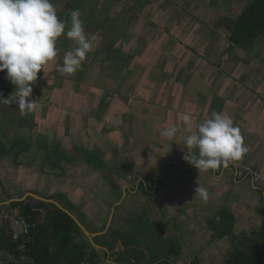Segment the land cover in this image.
I'll return each mask as SVG.
<instances>
[{
	"label": "crops",
	"instance_id": "1",
	"mask_svg": "<svg viewBox=\"0 0 264 264\" xmlns=\"http://www.w3.org/2000/svg\"><path fill=\"white\" fill-rule=\"evenodd\" d=\"M212 1L214 4L212 6L208 4L207 7L217 9L218 5L216 4L218 0ZM226 3H230V6L236 5L235 0H227ZM207 7L205 4H200V12L204 13ZM226 18L228 17H220L216 24L221 25L223 23L225 25L224 20ZM173 23L175 22L168 24V27H170V35L168 34L167 27L163 25L165 28V32H163L165 33L164 39H169L166 38L169 36L171 37L170 39L173 38L174 44L184 43L185 39L183 37H187V35L186 32L185 34L183 32L187 28L183 30L181 27L182 23ZM218 25L217 27L214 25H209L208 27L217 29ZM225 28L227 29V26ZM199 31H201L200 27L194 25L193 32ZM94 34L96 33L94 32ZM263 36L264 33L259 35L257 39L264 38ZM95 37L97 39L100 38L98 35ZM134 39V37L127 38L123 44L132 46L135 44ZM194 40L199 43V38ZM96 41L98 42L99 40ZM59 42L65 48H70L73 45L69 38H65L64 40L58 38L56 43ZM117 45L118 49L119 44ZM242 49L246 50L247 47H242ZM165 56L166 62H169L172 60L171 57H174L173 54L169 53H166ZM103 57L104 62L102 64L105 66L109 64L111 69L107 72L100 71V68L93 69L92 73L87 75V80H84L78 87L84 90V93L96 91L97 95L109 89L108 97L112 99L114 94L116 95V88L129 86V95L119 91L117 92V96L120 94L130 97L132 93L130 97L131 103L135 102L134 99H144L143 107L139 110L130 104L131 107L129 108L139 111L138 113H132L133 119L137 121L143 119V123L161 127L159 132L166 126H175L178 129L175 140L166 139L158 134L162 142L161 147L156 146L157 148L152 151L151 146L150 153L142 161L139 160L137 164L139 171L137 173L140 176L135 179L136 181L130 182L129 179H125L112 183V188L117 185L119 199L113 203L112 212L106 225L95 227L90 224L88 215L84 213V199L81 200V198H84V182L80 179L73 182L71 178L65 183L63 181L56 182L51 178L53 171L49 167H45L46 165H53L63 169L65 165L62 163V160L66 161L67 159V161L72 162L74 159V154L67 152L65 150L66 146L63 148V145H65L63 142H72V138L68 135L71 133L68 132L67 134L65 132L64 134H59L55 133V131L56 129L65 130V126L60 122L64 118L65 124L67 113H72L68 108L73 107L71 106L73 103L72 92H75V88L73 87L71 89L72 91L70 90L71 92H67V90H63L66 84L57 86L52 83L53 88L51 90L49 88L50 96L54 97L60 91L62 92L60 95L64 97V100L54 101V104L48 105V111L45 115H43L45 113L44 103L38 102L36 104L37 110L34 109V126L32 132L25 131L23 127L13 128L8 125L13 118H8L6 115H11L12 117L16 110H8L3 114L5 118L0 119V151L3 150L4 152L2 156L0 155V229L3 225L8 226L6 220L8 214L11 212L21 213L19 207L12 208L10 206L12 201L43 200L37 197L40 196L46 199H52V201L44 200L46 202L54 203L58 207L61 205L69 210L86 227L89 226L90 231L101 232L98 235L108 236V228L111 221H130V212L122 211L125 208L122 205H124L127 196H130V204L137 203L140 208L139 211L137 210L138 213L142 215V213L145 214L146 211H149V214H146V218L150 222V229L138 231L133 225L134 230L132 232L126 231L124 234L120 229L115 228L110 231L112 235L110 238L102 239L101 237L100 241H110V244L106 246L108 249L104 251L107 259H109L108 261L116 264H129L119 260L120 253L128 248H136L139 250V253H136L137 260H145L146 264H149L155 248L159 247L160 253H168L167 249H161V247H166L169 242H172L180 245V253L176 255L175 261L176 264H180L178 257L182 254L185 243L180 237H176L174 240H164V236H167L168 232L172 229L168 222L174 221V219H170L173 213H175L174 208L172 210L170 209L172 206H176L178 210V218L176 220L178 224L177 228L183 229V239L185 240V237L188 239L186 248L193 253L189 264H228L229 258H231L236 250H243L253 254L258 253L260 244L264 242V182H254L250 177L238 172L237 168L231 165L230 162L226 167L221 166L215 170L210 169L199 173L197 168L183 159L187 151L183 147V116L185 114L190 115L193 126H195L196 123L202 122L204 118L210 116L212 112H223L229 115L234 125L239 128L244 146L248 149L239 161L253 164L264 174V85L254 83L249 86L247 84L231 86L227 77L226 79L224 78V84H216V79L223 80L222 73L217 72L218 74H215V71H212L209 67L205 70L200 67H191L190 70L184 67L186 71H182L181 66H185V64L180 59L177 60V63H172L170 65L172 67L168 70H163V68L157 66L155 70H152L150 73L151 77H149V73L142 71V69L141 72L144 73L142 75L138 73V69L140 68L139 64H142V61L146 59L144 58L143 52L142 54L135 52L133 56L123 58L119 55L107 57L105 54ZM148 57L150 58L151 55ZM161 60H164V57ZM127 63L128 67H126ZM84 65L78 69L80 74L83 71ZM46 68L48 69V64L45 65V71ZM41 72L43 73V70ZM93 73H95L94 76ZM0 76L2 79L6 78L5 72H0ZM247 76L253 79V77L257 76V73L249 70ZM65 77L64 79H67ZM128 77L130 81L127 80ZM184 77H186V82L191 80L192 85L188 83L184 84ZM92 78L93 81H96V87L93 85ZM72 80L67 79V81L75 82ZM154 85L162 86V91L160 92L159 89L158 92ZM71 86L68 85L67 89L69 90ZM159 93L160 96L158 95ZM74 95L73 100L78 96V93L75 92ZM155 96L161 98V103L164 101L165 104H154L153 98ZM121 99L123 98L113 97V102L111 100L109 102L111 103L110 108H123L124 106L120 103ZM126 100L124 99L123 101ZM74 106L79 107L81 105L76 104ZM5 107L7 105L4 106V111ZM81 108L79 107L77 109ZM17 110L21 116H24V111L21 112L18 107ZM158 110L163 111L162 116L156 114ZM1 111L0 115L3 113V110ZM113 113L109 112L106 116L99 114L97 117H91L97 123L101 122V125L112 129V125L114 124L110 122V114ZM19 114L15 115H18V119L22 120L23 118ZM73 123L71 119L70 127H73ZM12 132L14 134H17L16 132H26L28 135L25 137L30 141L26 140L24 142L19 136H5L2 138V134L7 135L9 133L11 135ZM81 136L84 137V134L82 133ZM150 139L153 138L150 137ZM15 140L20 141V144L14 145ZM32 146L33 148L31 149ZM53 152L59 157L56 162H53L51 159ZM100 154L102 155L101 152ZM81 158L82 161H86L84 159L83 148L81 149ZM131 159L129 158V161L128 159L127 161L131 163ZM86 164L97 170L101 169L87 162ZM134 164H136V160ZM74 169L82 173L84 172V164L83 166H77L75 168L70 167L69 171L72 172ZM125 171L127 172L121 166L120 172L124 173ZM199 185L205 189L203 196L200 194L195 195V190ZM128 188H130V192H128ZM173 189L175 190L174 192ZM142 192L143 195L138 197ZM169 198H171L170 201ZM158 205H160L159 208H157ZM142 206L145 208L143 209ZM40 210L42 211L40 221L47 222L51 207H42ZM117 213L118 216L115 219ZM158 218H161V220H158ZM154 220H156L155 224L158 228L155 227ZM224 231L226 233L222 236L221 234ZM146 232L148 235L150 232V239L144 245L141 237H144ZM120 234H129L132 237H136L140 243H133L129 247H126L124 238ZM112 237L115 239L114 243H112ZM77 239L79 240V238ZM176 239H180V241L177 242ZM147 243H152L151 245L154 249L150 254H147V250L149 249L147 247L148 245L146 246ZM112 244L116 246L112 247ZM235 248L236 250L233 251ZM10 257V252L0 248V264H6ZM101 262L104 264L102 259Z\"/></svg>",
	"mask_w": 264,
	"mask_h": 264
},
{
	"label": "rangeland",
	"instance_id": "2",
	"mask_svg": "<svg viewBox=\"0 0 264 264\" xmlns=\"http://www.w3.org/2000/svg\"><path fill=\"white\" fill-rule=\"evenodd\" d=\"M139 1L140 0H53L52 3L55 6L58 18L61 16L60 14L68 8L79 9L81 11V17H83L84 20L85 31L89 34V36L101 35L102 37H100V39L96 38L93 41L92 50L88 52L85 60L81 63V66L85 63L82 73L80 74L77 70L73 74L67 75V77H65L66 75L62 76V74L57 71V66L62 64L64 53L75 47V44H73V47L65 48L60 42L56 43L58 54L53 61L48 63V69L46 68L45 71L47 77H45L42 72L38 74V79L33 84V93L30 97L31 99L36 100L37 103H44L43 107L45 108V113L43 115H45L48 111V105H52L59 100H64V97L60 95L62 93L60 91H58L54 97L50 96L49 88L50 90L53 88L52 83L57 86H63V84H66V87H64L63 90H67V92H71V89L74 87L75 92L78 93V96L75 100H73L75 92H72L73 103L71 106L73 107L68 108L69 111H72V113H67L68 115L65 118L66 123L64 124V118L61 119L60 123H63L65 130L56 129L55 131V133L59 134H64L65 132H67V134L68 132L71 133L68 135L72 138V142H63L65 144L63 145V148L66 146L65 150L74 154V159L72 158V162L67 161V159L66 161L62 160V163L65 165L63 169L53 165H46L45 167H49L51 171H53L51 178H53L56 182L63 181L65 183L70 178L73 182L78 179L84 182V198H81V200L84 199V213L88 215L90 224L95 227L106 225L112 212L113 203L119 199V190L117 189V185L112 188V183L125 179H129L130 182L136 181L135 179L140 176L137 173V171H139V167H137L139 160L142 161L143 158L150 153L151 146L152 151H154L157 147H161L162 143L159 139V129L161 127H156L154 124L149 125L143 123V119L138 121L133 119L132 113L139 112L137 110L143 107L144 99H134L135 102L131 103L130 97L132 96V93L130 97H126L125 95L122 96L120 94L117 96V92L119 91L121 93L125 92L129 95V86L116 88V95L113 92L114 98H123L121 99L122 101L120 100V103L124 107L119 109H114V107L113 109L110 108L111 103L109 102L110 100L113 102V97L112 99L108 97L109 89L103 93H98L100 95H97L96 91L84 93V90L78 87L84 82V80H87V75L91 74L93 69L100 68V71L105 72L111 69L109 64L108 66L102 64L104 62L103 55L106 53L107 57H113L117 54L118 45L115 43L121 42V36L125 38L134 37L135 44L132 45L133 47L131 52H140V54L143 52L144 58H146L142 61V64H139L140 68L138 69V73L140 75L144 72H147L150 75L152 70H155L157 66L159 68H163V70H168L172 67L170 66L172 63H177V60L180 59L182 60V63L185 64V66H181L182 71H186L185 68L190 70L191 67H200L203 68V70L209 67L212 71H215V74H218L219 72L222 73L223 80L216 79V84H224V78L226 79L227 77L231 86L243 84H247L249 86L254 83L264 85V38H255L254 43L252 45L249 44L247 49L244 50L242 49V46H232L230 44L228 41L230 36L229 31L225 28L226 26L223 23L221 25L216 24L218 19L222 16L228 17V19H236L243 8L248 6L252 0H235V6H230V3H226L227 0H218V3L216 4L218 5L217 9L207 7L208 4L209 6L214 4L212 0H151L152 4L147 6L146 0L141 3H139ZM70 3L73 4L70 5ZM200 4H205L207 7L204 13L200 12ZM92 20H95V24ZM172 22H175L173 24L182 23L181 27L183 30L187 28L186 31L183 32L184 34L186 32L187 35V37H183L185 39L184 43L181 42L174 44L173 38L170 39L171 37L169 36L166 37L169 39H163V35L165 33L162 32H165V28L162 24L167 27L168 34L170 35V27H168V24ZM194 25L200 27L201 31L193 32ZM209 25H214L216 27L218 25V28L212 29L208 27ZM156 26L158 28H155ZM159 26H162V29H159ZM99 27H101L103 31L102 29L98 30ZM93 31L96 34H94ZM147 32H149L150 37L146 36L145 33ZM196 38H199V43L194 40ZM149 39L150 41H148ZM96 40L99 41L97 42ZM166 43L168 44L166 45ZM166 53L174 55V57H171L173 61L170 60L169 62H166ZM149 55H151L150 58L148 57ZM162 57H164V60H161ZM126 67H128V63L126 64ZM141 69L144 72H141ZM249 70L257 73V76L251 79L247 76ZM94 74L95 73H93V76ZM64 77L67 79H73L72 81L75 82L67 81ZM149 77H151V75ZM93 78L95 79V77ZM184 79V84L188 83L192 85L191 80L186 82V77H184ZM127 80L130 81L129 77ZM105 82L107 83L106 80ZM67 84L72 85L70 88L68 87L69 90L67 89ZM93 85L95 87L97 86L95 80L93 81ZM158 85L154 86H156V90H158V92L159 89L161 92L163 88ZM158 95L160 96V93ZM124 99L127 100L123 101ZM153 100L156 105L158 103L159 105H162V103L165 104L164 101L161 103V98L158 96H155ZM96 102L98 104L97 106ZM73 104H79L81 105L79 107L82 108L77 109L79 107H76ZM130 104L137 110L129 108L131 107ZM6 105L7 107H5L4 111V106ZM10 107L11 105L8 103H3V105L0 106V113L2 112L1 110H3L2 115H0V119L5 118L3 114L10 110ZM34 109L37 110L36 105L30 111L25 110L24 116H21L17 109L15 111L16 113L14 112L12 117L11 115H6L8 118H13L8 125L13 128L23 127L25 128V131L32 132V128L34 126ZM109 112L113 113L110 114V122L111 124H114L112 125V129H108L106 126L101 125V122L97 123V121L93 119V117H97L99 114L106 116ZM15 114H19V116L23 119H18V115ZM156 114H158V116H162L163 111L158 110ZM71 119L74 122L73 127H70ZM16 133L17 134H14V132H12L11 135H9V133L7 135L2 134V138L5 136H19V138L24 142L26 140L30 141L25 137L28 135L26 132ZM82 133L84 134V137L81 136ZM150 137L153 139H150ZM32 148L33 146L31 149ZM82 148L84 149V156L86 151H91L93 149L99 150L102 153L104 161L103 166L105 167L97 170L92 166L87 165V160L82 161ZM52 156L53 157L51 159L53 162H56L59 158L54 152L52 153ZM129 158H132L131 163L128 162ZM135 160L136 164H134ZM83 164L84 172H78L76 169L72 172L69 171L70 167L75 168L77 166H83ZM121 166H123L127 172L125 171L124 173H121ZM62 170H64V172H62ZM174 191L175 190L173 189V192ZM128 192H130V188H128ZM141 195H143V192L140 193L138 197ZM170 199L171 198H169V201ZM130 202V196H127L124 205H122L125 206L122 211L130 212L129 218L131 222L126 220L125 222H121L119 220L114 222L111 221L108 228V236H102V239L110 238L112 236L110 231L115 228L120 229L124 234L126 231L132 232V230H134L133 225L138 231H146L150 229V222L146 218V214H149V211H146L145 214L142 213L141 215L138 213L140 208L137 203L130 204ZM159 206L160 205H158L157 208H159ZM142 208L144 209L145 207L142 206ZM173 208L175 213H173L170 219H174V221L168 222L172 229L168 232L167 236H164V240H174L176 237H180L185 243V247L182 254L178 257V260L180 264H189V261L193 257V253L186 248L188 239L186 237L185 240L183 239V229L177 228L178 224L176 223V220L178 218V210L176 206H172L170 209L172 210ZM117 216L118 213L115 215V219ZM158 220H161V218H158ZM155 223L156 220H154V224ZM155 227H157L156 224ZM149 236L150 232L149 235L146 232L144 237H141L144 245L150 239ZM153 237L155 238V236ZM111 239L112 243H114L115 239L113 237ZM176 241L179 242L180 239H176ZM152 243L146 244V246L148 245L147 247H149L147 254H150L154 250L151 245ZM115 246L116 245L112 244V247ZM162 248L164 249L165 247L162 246L161 249ZM235 250L236 248L233 251ZM162 253L169 255L168 253ZM168 257L176 261V255L173 253H171ZM132 260L133 262L139 261L137 260V255L132 256ZM142 264L146 263L144 262Z\"/></svg>",
	"mask_w": 264,
	"mask_h": 264
},
{
	"label": "clouds",
	"instance_id": "3",
	"mask_svg": "<svg viewBox=\"0 0 264 264\" xmlns=\"http://www.w3.org/2000/svg\"><path fill=\"white\" fill-rule=\"evenodd\" d=\"M70 24V26H69ZM65 34L75 47L66 51L57 66L62 75L76 72L93 48L96 37L89 36L81 20V11L73 9L69 20L58 18L52 0H0V72L15 86V104L23 112L32 110L37 101L30 99L33 84L45 65L57 54V39ZM6 70V71H5ZM0 99L7 100V98ZM183 159L199 170H215L229 162L239 161L248 151L240 130L223 112H212L193 126L190 115L183 116ZM178 129L166 126L160 135L175 140ZM205 194L200 185L195 195Z\"/></svg>",
	"mask_w": 264,
	"mask_h": 264
},
{
	"label": "trees",
	"instance_id": "4",
	"mask_svg": "<svg viewBox=\"0 0 264 264\" xmlns=\"http://www.w3.org/2000/svg\"><path fill=\"white\" fill-rule=\"evenodd\" d=\"M146 3L149 4V0H146ZM72 4L70 3V5ZM70 13V10L69 12L66 11L59 18L64 17L63 20H69ZM224 21L229 31L231 45L247 47L254 42L255 38L264 33V0H252L248 6L243 8L236 19L226 18ZM17 141H14V145L20 142ZM3 153L1 150L0 155L2 156ZM84 159L96 168L105 167L103 166L102 155L98 150L86 151ZM10 206L12 208L19 207L21 214L32 224L28 244L33 264H102L98 251L93 247L74 218L56 204L44 200H22L12 201ZM42 207H51L47 222L40 221L42 217L40 209ZM87 228L90 230L89 226ZM225 233L226 231L221 235L223 236ZM120 235L124 238L126 247L133 243H140L136 237L129 234ZM101 237L102 235H98L95 240L104 246L110 244L109 240L100 241ZM0 248L11 254L6 264H19L17 243L11 238L6 225L0 229ZM165 249L168 250L169 255L171 253L179 255L180 253L178 243L169 242ZM136 253H139L138 249L128 248L120 253L119 260L130 263V256L136 255ZM169 255L160 253V248L157 247L149 264H176L174 260L168 257ZM228 264H264V242L260 244L259 252L256 254L236 250L229 258Z\"/></svg>",
	"mask_w": 264,
	"mask_h": 264
},
{
	"label": "built area",
	"instance_id": "5",
	"mask_svg": "<svg viewBox=\"0 0 264 264\" xmlns=\"http://www.w3.org/2000/svg\"><path fill=\"white\" fill-rule=\"evenodd\" d=\"M230 164L235 166L238 172L250 177L254 182H264L263 172L253 164L241 161L230 162ZM6 220L8 223V232L11 238L17 243L19 264H33L30 255L31 250L28 244V236L32 228L31 222L18 212H11L6 216Z\"/></svg>",
	"mask_w": 264,
	"mask_h": 264
},
{
	"label": "flooded vegetation",
	"instance_id": "6",
	"mask_svg": "<svg viewBox=\"0 0 264 264\" xmlns=\"http://www.w3.org/2000/svg\"><path fill=\"white\" fill-rule=\"evenodd\" d=\"M52 2H53V0H52ZM141 2H143V0H140L139 1V3H141ZM157 2V1H156ZM150 4H152V2H151V0L149 1V4L147 3V5H150ZM139 5H141V4H139ZM69 10L70 11H72L73 10V8H71V9H67V10H64V12H69ZM64 12H62L60 15H62L63 16V14H64ZM84 12V11H83ZM62 18V17H61ZM64 18V17H63ZM62 18V19H63ZM81 20L83 21V23H84V20H83V17H81ZM92 22L95 24V20H92ZM103 24V23H102ZM70 25V24H69ZM162 26H163V24H162ZM162 26H159V29H162ZM157 27V26H156ZM100 28V29H99ZM98 28V30H101L102 28L101 27H99ZM158 28V27H157ZM102 31H103V29H102ZM163 33V32H162ZM99 37H102L101 35H98ZM146 36L147 37H150V35H149V32H147L146 33ZM165 36V34L163 35V37ZM60 40H64L65 38H67L66 37V35L65 34H62L60 37ZM98 39H100V38H98ZM164 39V38H163ZM58 40V39H57ZM70 40V39H69ZM127 40V38H125V37H122L121 36V42H117V43H115V44H119V47H118V50H117V54L116 55H119V56H121L122 58L123 57H126V56H133V54H135V52H131V50H132V47L133 46H127V44H123V42H125ZM72 40H70V42H71ZM72 44H74V42L72 41ZM72 47H73V45H72ZM122 49V50H121ZM119 50H120V52H119ZM119 53H121V54H119ZM123 53V54H122ZM105 55H106V53H105ZM115 55V56H116ZM107 58V57H106ZM14 90H15V86L14 85H12L9 81H8V79H6V78H1V76H0V97H2V98H7V100H4V99H0V106L1 105H3V103H8V104H10L11 105V107H10V110H16L17 109V105L15 104V101H14V95L12 94L13 92H14ZM131 260H132V257H131ZM133 261V260H132ZM130 262L129 264H142V263H146V261L145 260H141V261H135V262Z\"/></svg>",
	"mask_w": 264,
	"mask_h": 264
},
{
	"label": "water",
	"instance_id": "7",
	"mask_svg": "<svg viewBox=\"0 0 264 264\" xmlns=\"http://www.w3.org/2000/svg\"><path fill=\"white\" fill-rule=\"evenodd\" d=\"M34 195V194H33ZM36 196V195H35ZM40 199L43 200H51L52 199H46L44 197H40L37 196ZM60 207L62 209H64L66 212H68L73 218L74 220L77 222V224L80 226V228L83 230L84 234L88 237V239L90 240V242L92 243L93 247L98 251L100 258L102 259V261L104 262V264H116L114 262L108 261L109 259H107L106 254L104 253V251H106L108 248L104 245H101L100 243H98L95 240V237L100 234L101 232H92L90 231L74 214H72L69 210L65 209L64 207H62L60 205Z\"/></svg>",
	"mask_w": 264,
	"mask_h": 264
}]
</instances>
